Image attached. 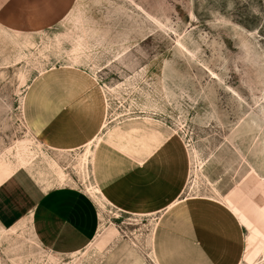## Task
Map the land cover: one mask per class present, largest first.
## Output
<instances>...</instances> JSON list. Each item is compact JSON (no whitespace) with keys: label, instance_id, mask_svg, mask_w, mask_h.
<instances>
[{"label":"rangeland","instance_id":"rangeland-1","mask_svg":"<svg viewBox=\"0 0 264 264\" xmlns=\"http://www.w3.org/2000/svg\"><path fill=\"white\" fill-rule=\"evenodd\" d=\"M60 66L102 84L103 127L177 133L188 194L222 202L233 187L243 264H264V0H0V181L26 168L45 187L79 186L99 211L94 239L72 254L43 247L27 223L0 227V264H157L153 216L117 209L93 178L95 139L56 150L27 126L31 80Z\"/></svg>","mask_w":264,"mask_h":264},{"label":"crops","instance_id":"crops-1","mask_svg":"<svg viewBox=\"0 0 264 264\" xmlns=\"http://www.w3.org/2000/svg\"><path fill=\"white\" fill-rule=\"evenodd\" d=\"M25 99L27 126L46 146L75 151L95 139L93 178L117 209L153 216L157 264L244 263L248 228L227 206L237 201L234 188L215 196L222 202L188 194L189 148L177 133L140 129V120L103 127L105 90L92 72L80 68L44 69L31 80ZM22 223L43 247L72 254L94 239L99 211L79 186L45 187L21 168L0 181V227Z\"/></svg>","mask_w":264,"mask_h":264}]
</instances>
